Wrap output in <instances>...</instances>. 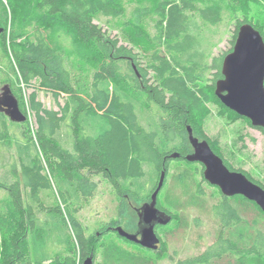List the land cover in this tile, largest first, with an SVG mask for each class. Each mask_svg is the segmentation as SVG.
Returning <instances> with one entry per match:
<instances>
[{"label": "trees", "instance_id": "16d2710c", "mask_svg": "<svg viewBox=\"0 0 264 264\" xmlns=\"http://www.w3.org/2000/svg\"><path fill=\"white\" fill-rule=\"evenodd\" d=\"M152 1L149 39L138 20L126 18V0H0V84L9 85L26 116L14 122L0 111V264H84L89 256L91 264H150L155 254L172 258L164 230L184 224L181 208L206 202L195 175L199 164L203 177V166L185 159L192 152L187 126L229 169L264 187L234 167L202 126L212 100L251 125L223 105L214 88L239 26L251 23L263 40L264 27L236 14L246 0ZM120 17L128 29L118 37L114 22ZM218 24L234 29L230 49L213 55L222 39L211 29ZM146 38L152 49L141 55ZM37 88L49 91L56 106H45ZM174 161L187 168L170 175ZM163 170L156 206L171 220L155 226L156 250L121 237L115 226L134 231L121 219L98 220L92 227L81 220L83 204L98 187L95 176L109 182L122 215L128 199L140 206L151 200ZM209 185L216 190L209 209L214 239L175 264H264V212L241 195L225 196ZM114 238L144 252H126Z\"/></svg>", "mask_w": 264, "mask_h": 264}, {"label": "rangeland", "instance_id": "374dc122", "mask_svg": "<svg viewBox=\"0 0 264 264\" xmlns=\"http://www.w3.org/2000/svg\"><path fill=\"white\" fill-rule=\"evenodd\" d=\"M153 4L152 0H146L144 2L140 0H126V2H124L126 18L138 20L146 32H148L147 37L149 39L154 33ZM238 5L240 6L237 7L236 14L239 15V18L247 16L252 22L262 24L264 27V3H258L255 0H246L241 1ZM225 20H228V16ZM122 24V17L114 22L116 28L115 32L119 31V34L117 33L118 37L124 29H128L126 26L122 28ZM211 29H216L217 33H219L218 36H222L221 42L218 43V46L213 51V55H220L229 50L231 46L229 39L234 29L233 25L228 28L224 24H218L215 28L212 27ZM149 39L146 38L141 41V55H146L147 49H152ZM4 85L5 83L0 84V91ZM32 89L33 87L26 88V95H28ZM36 95L45 106H56L53 96L49 91L37 88ZM207 109L208 114L202 123L206 134L211 139H217L223 156L226 157L234 167L245 169L254 179L264 184V134L245 120L232 117L230 114L226 113L215 100L207 104ZM28 116L32 129L33 125L31 122H33V118L31 113L28 112ZM195 166L198 168L195 175L197 179L200 180L199 184L206 196V202L203 207L189 204L181 208L180 221H184V224L181 222L182 226L177 230H164V234H162L167 251L172 258L160 260L155 254L150 264H175V260L180 258L183 259L203 251L214 239L216 224L210 216L209 209L214 201H216V190L210 187L205 179L203 180L204 177H201L199 172L200 165L196 164ZM184 168L186 169L187 165L174 161L170 164L169 174L172 175ZM94 179L97 181L98 187L94 196L85 201L79 214L84 224H86L87 227H92L94 222L98 220L110 221L121 219L123 225H127L131 230H135L138 218H136L133 209L140 206V203L133 199H128L130 207L125 208L122 215H120V202L115 196L109 182L99 176H95ZM168 181V184L172 186V179L169 178ZM193 190L194 187L191 188L189 192ZM177 195H179L178 191ZM180 195L184 199L185 193L182 192ZM186 198L189 199V197ZM245 209L246 212L249 214L251 213L247 207H245ZM114 239L126 252L128 251L134 254L144 252L136 245H131L117 238Z\"/></svg>", "mask_w": 264, "mask_h": 264}, {"label": "water", "instance_id": "95a60500", "mask_svg": "<svg viewBox=\"0 0 264 264\" xmlns=\"http://www.w3.org/2000/svg\"><path fill=\"white\" fill-rule=\"evenodd\" d=\"M221 75L215 82L216 97L227 108L249 119L253 127L264 131V40L251 23L244 22L239 26L232 50L222 59ZM0 111L14 122L26 119L8 84L0 91ZM187 131L192 152L185 159L203 165L204 179L217 186L223 195H241L264 212V187L249 179L242 171L229 169L206 139L195 137L190 126H187ZM177 156L178 153L171 155L173 158ZM164 177L165 170L161 172L151 200L136 209L139 217L137 230L129 232L120 225L113 228L121 237L151 250H156L160 243L155 226L166 225L171 220V215L156 206ZM91 263L92 257L89 256L84 264Z\"/></svg>", "mask_w": 264, "mask_h": 264}, {"label": "flooded vegetation", "instance_id": "af4514ba", "mask_svg": "<svg viewBox=\"0 0 264 264\" xmlns=\"http://www.w3.org/2000/svg\"><path fill=\"white\" fill-rule=\"evenodd\" d=\"M199 140H202V139H199ZM199 163V162H198ZM201 164V163H200ZM203 166V165H202ZM135 209H136V207H135ZM139 221V220H138ZM138 221H137V226H136V229L133 231V232H135L136 230H137V228H138ZM138 237H139V235H138Z\"/></svg>", "mask_w": 264, "mask_h": 264}]
</instances>
